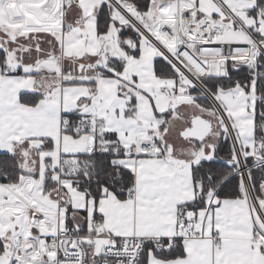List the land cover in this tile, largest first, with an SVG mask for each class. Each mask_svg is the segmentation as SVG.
I'll return each instance as SVG.
<instances>
[{
  "label": "snow or ice",
  "instance_id": "1",
  "mask_svg": "<svg viewBox=\"0 0 264 264\" xmlns=\"http://www.w3.org/2000/svg\"><path fill=\"white\" fill-rule=\"evenodd\" d=\"M0 264H264V0H0Z\"/></svg>",
  "mask_w": 264,
  "mask_h": 264
}]
</instances>
